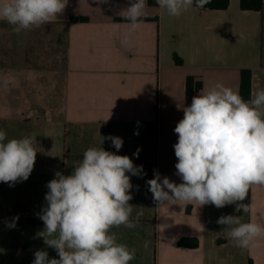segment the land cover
Here are the masks:
<instances>
[{"label":"crops","instance_id":"1","mask_svg":"<svg viewBox=\"0 0 264 264\" xmlns=\"http://www.w3.org/2000/svg\"><path fill=\"white\" fill-rule=\"evenodd\" d=\"M129 5L68 0L57 18L20 33L0 19V130L8 140L35 137L37 151L26 181L0 182V264H33L37 250L59 258L37 236L45 228L39 214L47 206L46 185L56 172L70 175L88 148L100 146L143 166L140 176L127 173L136 226L110 230L136 249L129 264H264V236L256 247L240 248L217 223L222 215L238 216L235 204L161 205L147 184L155 173L182 183L174 128L192 101L188 77L203 84L194 96L217 83L240 95L244 69L252 71V98L264 89V6L242 10L241 0H230L226 10L193 6L174 17L147 0L142 22L132 27L123 18ZM110 135L122 138L119 151L110 140L101 145ZM243 203L249 204L244 223L264 226V185L252 186ZM183 238L200 245L182 247Z\"/></svg>","mask_w":264,"mask_h":264},{"label":"clouds","instance_id":"2","mask_svg":"<svg viewBox=\"0 0 264 264\" xmlns=\"http://www.w3.org/2000/svg\"><path fill=\"white\" fill-rule=\"evenodd\" d=\"M211 0H156L168 15L178 17L195 6L203 8ZM68 0H5L0 3V19L13 25V31L38 28L63 13ZM147 0H130L123 18L132 26L141 23ZM244 37L241 36V39ZM183 118L174 132L177 158L176 184L159 173L147 181L153 199L159 204L236 205L248 212L243 203L254 185H264V89L245 101L237 91L217 83L192 97L183 107ZM138 135V132L135 133ZM119 151L120 137L108 136ZM35 137L7 139L0 130V182L14 186L26 181L33 171L37 151ZM139 149L134 155L138 156ZM140 176L143 166L134 165L127 155H118L103 147H90L70 175L55 173L46 185L47 206L39 214L45 228L37 234L56 250L57 258L37 250L33 264H129L136 249L118 243L110 230L121 225L134 228V206L130 176ZM142 213H137V219ZM9 227H15V220ZM218 224L225 225L227 235L240 248L256 247L264 236V226L242 222L241 216L222 215ZM149 242H145L147 247Z\"/></svg>","mask_w":264,"mask_h":264},{"label":"trees","instance_id":"3","mask_svg":"<svg viewBox=\"0 0 264 264\" xmlns=\"http://www.w3.org/2000/svg\"><path fill=\"white\" fill-rule=\"evenodd\" d=\"M148 3L152 6L158 5L156 0H148ZM230 5V0H211L210 3L206 4L201 9H210V10H226ZM264 6V0H241L242 10H252V11H262ZM73 21L82 22L87 21L86 18L75 17L72 18ZM177 64L182 65L183 60L178 55L174 56ZM202 82L197 81L196 78L190 76L187 80V98L192 100L196 91H199L202 88ZM240 96L245 100L249 101L252 98V71L249 69L242 70V82ZM182 247L197 248L200 243L198 239L194 238H183L179 242ZM252 264V263H250Z\"/></svg>","mask_w":264,"mask_h":264},{"label":"rangeland","instance_id":"4","mask_svg":"<svg viewBox=\"0 0 264 264\" xmlns=\"http://www.w3.org/2000/svg\"><path fill=\"white\" fill-rule=\"evenodd\" d=\"M236 206V205H235ZM238 216H241L242 217V222H244L245 221V216H244V212L241 210V211H239V213H238ZM240 264L242 263L241 261L239 262Z\"/></svg>","mask_w":264,"mask_h":264},{"label":"built area","instance_id":"5","mask_svg":"<svg viewBox=\"0 0 264 264\" xmlns=\"http://www.w3.org/2000/svg\"><path fill=\"white\" fill-rule=\"evenodd\" d=\"M40 219V218H39ZM41 220V219H40Z\"/></svg>","mask_w":264,"mask_h":264}]
</instances>
